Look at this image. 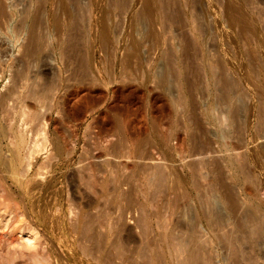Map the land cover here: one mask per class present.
Here are the masks:
<instances>
[{
    "label": "rangeland",
    "instance_id": "374dc122",
    "mask_svg": "<svg viewBox=\"0 0 264 264\" xmlns=\"http://www.w3.org/2000/svg\"><path fill=\"white\" fill-rule=\"evenodd\" d=\"M69 1L0 0V264H264V0H78L83 33Z\"/></svg>",
    "mask_w": 264,
    "mask_h": 264
},
{
    "label": "bare ground",
    "instance_id": "6f19581e",
    "mask_svg": "<svg viewBox=\"0 0 264 264\" xmlns=\"http://www.w3.org/2000/svg\"><path fill=\"white\" fill-rule=\"evenodd\" d=\"M170 2L171 1H168V2L163 3V7H164L163 9L166 12V13L165 12L164 13L168 17L171 16V15H173L172 13L174 12V10L172 12V7L170 9ZM171 3H173V1ZM172 6H174V5H172ZM146 9H148V8H146ZM63 10L65 12V15L69 18V28H70V30H73V31H76V30L77 31H80V30L82 31L83 30L84 31V29H85V19L82 17V14H81L82 8L80 7L79 1L78 0L69 1L68 4L66 3V4L63 5ZM142 13L143 12H141L140 15H142ZM6 17H8V16L6 15V12H5L4 7L2 5H0V20L1 19H5ZM137 17H140V16H137ZM233 23L234 22L232 20V24ZM40 26H41V24H40V16L38 14L37 16H34L32 18V20H31L30 30H28L29 32H28V35H27L26 43L22 47L23 50H21L22 51L21 57H22V63H23V65H22L21 72L18 74V80H17L18 82H16V81H15V83L13 82L12 88L8 91V93L6 95L2 96L1 104H3L4 102H6L8 100H11L13 97H18L19 96L17 90L21 87V83L20 82L23 81V80H27V75H28L27 69H28V67L30 65V60H32L35 56H37L38 53L40 52V50L43 49V47H44V41L42 39L43 36H40L41 33L38 34L36 32L37 27H40ZM83 31H82V33H83ZM77 42L74 41L72 46L73 47L74 46L77 47V45H78ZM79 65H80V68H81L82 71H85L88 68L89 60L86 58V56H84V55L83 56H80ZM219 74L216 76L217 82L219 83L221 89L224 91L225 96H227V97L228 96H231L235 101H238L239 102L238 103V106L236 105L237 103L236 104L234 103L236 105V107L233 108L234 111L232 112L234 115H237V114L239 115V113H240V111H241V109L243 107V104L240 103L242 101V99H240V98H243L242 96L244 94V93L241 92V90H242L241 88L242 87L240 86V89L241 90L240 89L238 90V88H239V82L237 83L238 84L237 85L234 80H232V79H223L221 77V73H219ZM38 75H39V73H36L34 76L37 77ZM165 76L166 75H164V77ZM35 87H36L35 83L32 82V84L29 86V89L27 90V93H28V96L29 97H31L33 99H36V100H39V99L42 98L43 95L40 94V93H38L37 91H35ZM220 87H218V88L220 89ZM53 89H54V86L53 85H48L45 88L46 91H52ZM24 109H25V105L21 104L20 107H19V110L23 114L25 113V110ZM33 115L34 114H32V118L30 117L31 118L30 120L31 121H36V117H35L36 115H34V116ZM259 118H261V122L260 123H262V121L264 122V114L261 117H259ZM239 169H241V168L239 167ZM159 175H161V174H159ZM255 215L256 214H254L253 212L252 213L249 212L247 214V216H245L244 221L241 223V226H244L245 231H246V236H247L246 242L248 244L247 245V248L250 249V251H252V250L253 251L254 250L256 251L259 248L261 249V246L262 247L264 246V224H263V219L262 218L258 219L257 216H255ZM213 217H215V216H213ZM210 218H212V217H210ZM236 244L237 243H233L232 244V249L237 254L239 252V249L240 248ZM13 258H14V256H13ZM41 258H43V257H41ZM250 258H252V260H253V256L250 257ZM208 260H209V256L207 254L203 253V250L201 248H198L196 251H194L192 253L191 252L188 253V257H187L186 263L187 264L188 263L189 264H193V262H195V261L207 263Z\"/></svg>",
    "mask_w": 264,
    "mask_h": 264
}]
</instances>
